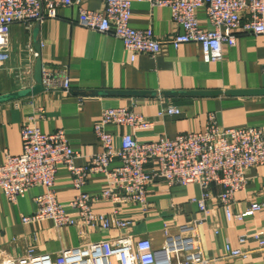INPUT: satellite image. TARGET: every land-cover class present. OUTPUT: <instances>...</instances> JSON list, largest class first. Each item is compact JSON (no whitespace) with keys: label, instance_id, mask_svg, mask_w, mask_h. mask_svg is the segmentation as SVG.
I'll return each instance as SVG.
<instances>
[{"label":"crops","instance_id":"0c3cea01","mask_svg":"<svg viewBox=\"0 0 264 264\" xmlns=\"http://www.w3.org/2000/svg\"><path fill=\"white\" fill-rule=\"evenodd\" d=\"M61 1V0H50ZM83 7L102 11L104 0H82ZM78 8L58 10L56 19H46L34 24L31 29L24 25L12 26L9 36L10 58L0 63V96L26 91L36 86L34 68L39 57L43 68L56 70L66 67L71 79V90L65 92L44 91L26 97L0 103V163L6 153H22L21 130L32 116L37 126L45 133L66 131L71 146L80 153L76 163L85 166L89 157L102 151L94 132V123L107 108L129 107L153 121L149 131L136 133L140 141H154L160 137L175 138L177 135L201 131L211 116L225 128L254 127L264 131V96L230 97L226 92L236 90L264 89V35L237 36L235 47L224 45V58L220 62L206 63L201 46L197 43L183 45L179 49L168 46L158 57L140 54L135 61L125 50L121 40L87 29L78 24ZM201 27L211 28L204 8L198 11ZM130 25L139 30L152 28L159 39H168L172 33L182 34L183 29L173 23L168 8L152 7L149 3L132 0ZM39 42L41 54L34 59L29 48L36 51ZM37 52V51H36ZM38 53V52H37ZM26 67L32 73L20 74ZM95 91L98 94H94ZM145 92L153 95L133 97L107 92ZM219 91V96L198 95L166 96L168 92ZM168 105L178 106L179 116L158 117L160 109ZM109 133H118L107 127ZM128 130H122L125 132ZM120 143V136L116 137ZM119 163L112 165L118 166ZM248 184L243 193L236 196L234 213L246 211L252 202L262 201L264 174L253 169L247 176ZM105 188L103 174L90 179L83 191L97 196ZM56 189L59 201L68 204L76 195L70 173L60 168ZM43 188L32 189L16 205L8 202L0 193V260L22 259L34 254L58 255L64 248L79 247L88 240H109L119 235L117 231L90 229L84 240L75 228L55 230L52 222L24 225L23 218L36 211L34 198ZM214 194L220 188H212ZM202 190L198 185L187 187L156 185L151 189L152 209L143 215L140 211L127 212L134 215L137 224L132 233L138 237L152 239L154 246L165 245L164 225L173 227L196 218L202 219L197 203ZM211 214L198 228V244L211 264H264V250L258 248L250 236L257 229L264 230V211L245 220L228 221L217 201H208ZM95 209L110 212L109 203H99ZM177 229H172L175 233ZM248 237L245 244L240 239ZM250 253L247 260L234 259L226 255V244Z\"/></svg>","mask_w":264,"mask_h":264},{"label":"built area","instance_id":"2783aa9c","mask_svg":"<svg viewBox=\"0 0 264 264\" xmlns=\"http://www.w3.org/2000/svg\"><path fill=\"white\" fill-rule=\"evenodd\" d=\"M137 1L170 9L173 23L184 32L172 33L165 40L159 39L152 28H133L130 25L132 0H104L102 11L85 9L82 0H0V63L10 58L12 26L21 24L31 29L46 19H56L61 7H77L79 25L121 40L132 61L140 54L158 57L168 46L179 49L197 43L206 63L220 62L224 58V45L235 47L239 34L264 35V0ZM202 8L206 10L210 29L201 27L198 11ZM29 52L34 59L39 56L33 48ZM30 73L31 67H26L17 77ZM43 87L45 91L70 92L69 70L43 68ZM179 115L181 110L175 105L158 112L160 118ZM36 121L32 116L22 127V153H6L0 163V193L16 205L32 189L43 188L34 198L36 211L23 218L24 225L52 222L55 230L75 228L84 240L90 229L117 231L119 235L109 240H87L79 247L62 249L56 256L36 255L35 248L31 247L26 258L4 259L0 264H211L197 239L199 226L211 214L208 201H217L228 221H242L264 211L263 186L262 201L252 202L246 211L234 213L236 196L246 190L250 171L261 169L264 174L261 128H225L211 116L201 131L182 133L173 139L140 141L136 133L151 130L153 121L129 107L107 108L94 123L102 151L89 157L87 165L78 166L80 153L71 146L66 131L45 133ZM109 126L115 127L118 133H109ZM123 129L128 131L121 132ZM115 163L119 165L112 168ZM60 168L70 173L76 191L68 204L58 198L56 181ZM98 174H103L105 179L102 192L97 196L84 192L83 188ZM160 184L198 185L202 197L192 201L204 217L176 227L165 223V245L157 249L151 238L132 233L138 218L126 215L131 210L147 214L152 209L151 189ZM215 186L220 188L217 194L212 191ZM99 203H109L110 212L97 211L95 205ZM172 229L177 231L173 233ZM248 237L241 238L240 243L245 244ZM250 238L264 250L263 229L255 230ZM225 252L231 258L244 261L250 255L230 243L226 244Z\"/></svg>","mask_w":264,"mask_h":264},{"label":"water","instance_id":"95a60500","mask_svg":"<svg viewBox=\"0 0 264 264\" xmlns=\"http://www.w3.org/2000/svg\"><path fill=\"white\" fill-rule=\"evenodd\" d=\"M36 51L38 54H41V47L39 42L35 43ZM34 78L36 81V86L33 89L26 90V91H19L13 92L7 95L0 96V103H6L10 101H15L17 99H22L26 97H32L38 95L45 91L43 87V64L42 58L39 57L34 68ZM109 94H116V95H128L133 97H141V96H148L153 95L152 93H145V92H128V91H116V92H107ZM94 94H98L96 91ZM166 96H179V95H198L203 97H210V96H219L223 94L219 91H195V92H168L164 93ZM227 96L230 97H245V96H264V89L261 90H236V91H228L226 93Z\"/></svg>","mask_w":264,"mask_h":264}]
</instances>
